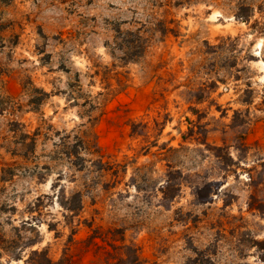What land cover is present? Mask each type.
I'll use <instances>...</instances> for the list:
<instances>
[{"label":"rangeland","instance_id":"rangeland-1","mask_svg":"<svg viewBox=\"0 0 264 264\" xmlns=\"http://www.w3.org/2000/svg\"><path fill=\"white\" fill-rule=\"evenodd\" d=\"M127 246L264 264V0H0V264H128Z\"/></svg>","mask_w":264,"mask_h":264},{"label":"trees","instance_id":"trees-1","mask_svg":"<svg viewBox=\"0 0 264 264\" xmlns=\"http://www.w3.org/2000/svg\"><path fill=\"white\" fill-rule=\"evenodd\" d=\"M247 8V7H246ZM242 11V9H241ZM237 17L242 18L245 20V22H248L250 20V15H243L242 12H240ZM119 35L124 34L123 43L128 46H131L132 48L135 49L134 53H132V56L137 57L140 56L144 52V42L139 34H136L131 31H127L126 33H123L121 30H118ZM134 46V47H133ZM123 61H127L126 58H122ZM141 125L132 123L130 126L131 130V136H136V135H141L143 132V129H139ZM145 128V126H144ZM174 172L169 170L167 174V179L165 181V186L163 188V206L167 207L169 202H172L180 193L181 191V182L179 181L178 177H175ZM168 202V203H167ZM59 204L65 209L67 214L65 215V218L71 217L76 215L82 205H81V194L80 193H75L73 194L71 201L66 199V195L63 192L61 195V200L59 201ZM49 229L53 230L51 226L49 225ZM128 251H132L133 255L129 257L128 264H140L139 263V256L137 255L136 250L127 246L126 247ZM33 254L35 256H38L39 259L37 261H34L33 258H29V264H70L69 256L64 254L58 261L52 260L49 256L48 253L45 251L37 252L34 251Z\"/></svg>","mask_w":264,"mask_h":264}]
</instances>
